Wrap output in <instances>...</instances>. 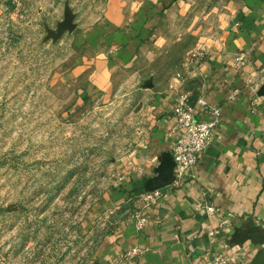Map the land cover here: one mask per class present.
I'll list each match as a JSON object with an SVG mask.
<instances>
[{
    "label": "rangeland",
    "instance_id": "obj_1",
    "mask_svg": "<svg viewBox=\"0 0 264 264\" xmlns=\"http://www.w3.org/2000/svg\"><path fill=\"white\" fill-rule=\"evenodd\" d=\"M114 1L140 0H0V264H102L105 237L124 225L137 231L139 218L150 223L144 210L162 197L151 190L102 210L138 168L159 94L215 40L213 16L225 0H185L183 15L162 10L138 58L123 65L120 47L102 34ZM255 80L258 96L264 84L255 89ZM133 249L110 264H135L142 251Z\"/></svg>",
    "mask_w": 264,
    "mask_h": 264
},
{
    "label": "crops",
    "instance_id": "obj_2",
    "mask_svg": "<svg viewBox=\"0 0 264 264\" xmlns=\"http://www.w3.org/2000/svg\"><path fill=\"white\" fill-rule=\"evenodd\" d=\"M184 3L140 0L125 8L114 1L102 34L107 31L111 44L120 47L116 63L136 60L144 48L141 41L162 23L158 13L178 7L183 15ZM225 5L223 14L213 16L217 33L207 43L205 57L186 64L182 77L169 80L159 94L150 132L138 152V168L120 180L102 210L151 191L173 169L172 149L181 135L173 113L179 90L191 94L194 103L205 100L221 109L213 144L189 178L162 188L159 203L144 210L151 221L142 232L131 224L105 237L98 252L102 264L133 248L142 251L135 264H197L205 256L219 254L228 255L226 264H251L264 248L251 240L244 247L234 246L250 232L264 235V98L248 83L255 77V89L264 84V0H225ZM149 44L154 52L160 40ZM241 55L243 65L237 61ZM100 62L104 69L107 63Z\"/></svg>",
    "mask_w": 264,
    "mask_h": 264
},
{
    "label": "built area",
    "instance_id": "obj_3",
    "mask_svg": "<svg viewBox=\"0 0 264 264\" xmlns=\"http://www.w3.org/2000/svg\"><path fill=\"white\" fill-rule=\"evenodd\" d=\"M237 61L243 65L245 57L241 55ZM200 113L195 109L190 101V95L179 91L173 113L175 123L181 130V137L173 148V160L175 168V179L177 184L186 179L198 164L200 157L213 144L215 129L222 119V112L218 108L209 109L203 101ZM206 117V118H204ZM149 199H158L160 192L156 191L148 194ZM148 224L146 218L138 220L137 231H142ZM133 255L140 254L138 249H133ZM227 258L223 255H214L200 259L197 264H226Z\"/></svg>",
    "mask_w": 264,
    "mask_h": 264
},
{
    "label": "water",
    "instance_id": "obj_4",
    "mask_svg": "<svg viewBox=\"0 0 264 264\" xmlns=\"http://www.w3.org/2000/svg\"><path fill=\"white\" fill-rule=\"evenodd\" d=\"M258 96L259 97H264V86L261 88V90L258 92ZM174 165V163H173ZM174 168V167H173ZM173 170L167 171L165 172L161 179H160V183L153 187V189L151 190H159L162 189L170 184L174 183L175 180V176L173 173ZM247 239L245 240H240L239 242L243 243L247 240H251V242L255 245H261L264 246V235L263 234H257V235H253L252 232L249 233V237H246ZM251 264H264V248L262 249V251L257 255V257L253 260V262Z\"/></svg>",
    "mask_w": 264,
    "mask_h": 264
}]
</instances>
